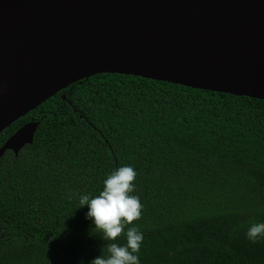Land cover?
<instances>
[{
    "label": "trees",
    "instance_id": "trees-1",
    "mask_svg": "<svg viewBox=\"0 0 264 264\" xmlns=\"http://www.w3.org/2000/svg\"><path fill=\"white\" fill-rule=\"evenodd\" d=\"M34 142L0 157V264H91L107 255L79 195L136 172L140 264H264V100L102 73L73 83L0 133ZM71 197V198H69ZM124 243V235L117 238Z\"/></svg>",
    "mask_w": 264,
    "mask_h": 264
},
{
    "label": "water",
    "instance_id": "water-1",
    "mask_svg": "<svg viewBox=\"0 0 264 264\" xmlns=\"http://www.w3.org/2000/svg\"><path fill=\"white\" fill-rule=\"evenodd\" d=\"M60 1L80 17L0 33V133L102 73L264 100V0ZM38 127H21L0 157L32 144Z\"/></svg>",
    "mask_w": 264,
    "mask_h": 264
},
{
    "label": "clouds",
    "instance_id": "clouds-1",
    "mask_svg": "<svg viewBox=\"0 0 264 264\" xmlns=\"http://www.w3.org/2000/svg\"><path fill=\"white\" fill-rule=\"evenodd\" d=\"M135 178L133 167L120 166L106 176L98 194L79 195V208L87 206L85 219L91 221L103 240L113 241L107 246V255L94 257L91 264H140L137 253L144 238L143 233L135 226L126 228L141 216L140 199L131 194ZM122 233L125 242L121 244L116 241ZM245 235L253 242L264 239V222L251 221Z\"/></svg>",
    "mask_w": 264,
    "mask_h": 264
},
{
    "label": "bare ground",
    "instance_id": "bare-ground-1",
    "mask_svg": "<svg viewBox=\"0 0 264 264\" xmlns=\"http://www.w3.org/2000/svg\"><path fill=\"white\" fill-rule=\"evenodd\" d=\"M61 17L78 19V10L60 0H17L0 6V33L51 22Z\"/></svg>",
    "mask_w": 264,
    "mask_h": 264
}]
</instances>
